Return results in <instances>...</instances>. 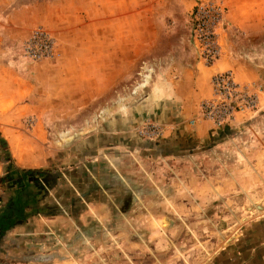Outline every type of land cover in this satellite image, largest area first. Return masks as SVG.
Instances as JSON below:
<instances>
[{
    "label": "rangeland",
    "instance_id": "374dc122",
    "mask_svg": "<svg viewBox=\"0 0 264 264\" xmlns=\"http://www.w3.org/2000/svg\"><path fill=\"white\" fill-rule=\"evenodd\" d=\"M32 1L0 7V135L12 162L46 171L49 185L40 213L1 240L0 264H264V95L256 111L225 127L196 120L210 125L206 141L183 123L106 119L105 102L135 85V72L92 105L59 107L47 79L60 51L51 16L40 21L54 14L44 5L57 0H39L36 11L28 9ZM191 1V13L204 3L222 7L215 32L221 56L226 7L222 0ZM190 12L185 49L206 67L191 37ZM37 29L54 41L51 58L24 53ZM148 80L146 74L141 84ZM153 126L162 136L140 133ZM7 166L0 146V178ZM6 196L0 185V201ZM48 215L58 218L46 225Z\"/></svg>",
    "mask_w": 264,
    "mask_h": 264
},
{
    "label": "crops",
    "instance_id": "0c3cea01",
    "mask_svg": "<svg viewBox=\"0 0 264 264\" xmlns=\"http://www.w3.org/2000/svg\"><path fill=\"white\" fill-rule=\"evenodd\" d=\"M7 1L0 0V7ZM38 2L33 0L28 9L36 11ZM222 2L227 9L226 29L221 56L212 67H204L191 49L189 53L185 49L191 46L189 35H184L191 0H57L45 4L54 14H42L40 21L45 24L51 16L48 26L56 34L60 51L47 79L51 99L59 107L80 109L109 95L117 81L128 80V74L135 72L136 84L105 102L106 119L131 122L148 117L167 127L183 123L192 137L206 141L208 123H187L196 118L199 104L211 97V76L231 71L240 84L264 79V0ZM146 74L149 80L143 85ZM56 218L48 215L42 220L48 225Z\"/></svg>",
    "mask_w": 264,
    "mask_h": 264
},
{
    "label": "built area",
    "instance_id": "2783aa9c",
    "mask_svg": "<svg viewBox=\"0 0 264 264\" xmlns=\"http://www.w3.org/2000/svg\"><path fill=\"white\" fill-rule=\"evenodd\" d=\"M223 9L218 4L204 3L195 7L192 15L191 37L200 47V59L206 67L212 66L220 56L215 32L223 22ZM191 38V39H192ZM54 52L53 39L43 30H35L24 44V53L30 60L51 58ZM212 98L200 103L196 120H205L215 128L230 125L237 115L258 109L259 95H264V82L257 85L237 83L230 71L219 72L211 77ZM140 130L141 134L162 136L159 128Z\"/></svg>",
    "mask_w": 264,
    "mask_h": 264
},
{
    "label": "trees",
    "instance_id": "16d2710c",
    "mask_svg": "<svg viewBox=\"0 0 264 264\" xmlns=\"http://www.w3.org/2000/svg\"><path fill=\"white\" fill-rule=\"evenodd\" d=\"M0 146L3 148L8 166L0 178V185L7 194L0 201V242L5 234L26 220L39 214V204L46 197V185H49L48 174L39 169H23L11 160L5 139L0 135ZM46 213V212H44Z\"/></svg>",
    "mask_w": 264,
    "mask_h": 264
}]
</instances>
